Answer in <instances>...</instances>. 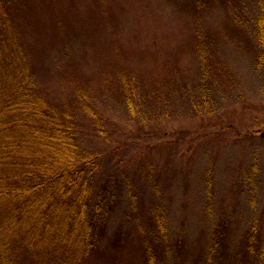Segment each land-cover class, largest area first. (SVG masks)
I'll return each mask as SVG.
<instances>
[{
  "label": "rangeland",
  "instance_id": "obj_1",
  "mask_svg": "<svg viewBox=\"0 0 264 264\" xmlns=\"http://www.w3.org/2000/svg\"><path fill=\"white\" fill-rule=\"evenodd\" d=\"M234 2L197 8L192 0H18L17 24L49 99L70 106L79 92L95 99L106 134L79 105L76 113L86 146L104 160L102 172L115 167L142 185L140 162H150L133 219L119 232L122 198L104 249L88 264H146L137 225L148 236L158 202L151 185L163 189L168 227L157 264H208L221 223L229 242L216 264L250 263L242 242L264 217V65L236 29ZM199 46L210 68L206 81ZM123 76L136 88L143 121L124 107ZM209 171L215 194L208 207ZM24 260L32 264L28 254Z\"/></svg>",
  "mask_w": 264,
  "mask_h": 264
},
{
  "label": "trees",
  "instance_id": "obj_2",
  "mask_svg": "<svg viewBox=\"0 0 264 264\" xmlns=\"http://www.w3.org/2000/svg\"><path fill=\"white\" fill-rule=\"evenodd\" d=\"M219 1L226 7L230 0L192 3L197 8L204 3L208 8ZM234 1L231 17L239 25L236 29L252 41L257 64L263 67L264 0ZM18 4V0H0V264H26L24 254L32 257V264H88L91 256L104 249L110 221L122 198L125 212L119 232L133 219L143 180L148 184L151 180L145 171L150 162H140L142 185L115 167L102 172L103 158L85 144L77 103L53 102L39 83L17 24ZM198 51L206 81L210 78L207 54L201 46ZM119 82L128 114L143 121L132 80L123 76ZM76 98L80 112L92 120L98 133L106 134L95 99L86 92H79ZM206 177L209 207L215 194L212 171ZM151 188L158 202L152 209L148 236L142 223L137 226L146 264H157L156 246L165 243L168 227L163 189L158 185ZM216 227L208 264L217 263L220 249L229 242L224 223ZM242 244L241 253L249 264H264V217L250 224Z\"/></svg>",
  "mask_w": 264,
  "mask_h": 264
}]
</instances>
